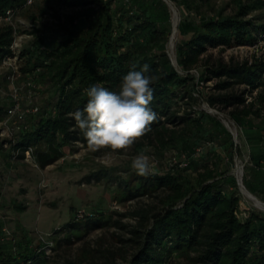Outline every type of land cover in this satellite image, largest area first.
I'll list each match as a JSON object with an SVG mask.
<instances>
[{"label":"trees","instance_id":"16d2710c","mask_svg":"<svg viewBox=\"0 0 264 264\" xmlns=\"http://www.w3.org/2000/svg\"><path fill=\"white\" fill-rule=\"evenodd\" d=\"M37 1L26 5L25 0H0V66L4 58L16 55V83L22 87L21 93L28 79L35 85L32 102L21 100L22 106L37 107L22 116L7 114L12 88L6 74L11 70L0 68V129L9 128L0 139V149L9 157L6 162L23 159L24 151L31 147L36 166L45 167L64 158L72 145L87 147L69 115L87 103L85 90L92 84L117 90L132 64L147 63L151 68L148 75L155 77L152 108L158 119L135 145L138 149L145 144L159 151L171 149L177 159L163 173L144 177L132 170L118 176L120 182L113 192L116 199L147 196L156 198L157 204L122 213L135 220L120 224L129 228L130 236L123 241L132 252L118 253L121 262L107 257L102 264H264V213L239 216L237 181L233 176L223 177L228 170L224 159H233L231 133L208 112L193 109L198 85L216 80V92L207 95V103L219 110L229 108L231 118L241 128L255 129L260 141V151L252 156L260 171L247 167L245 173L251 170L253 178L260 179L264 201V0H170L185 13L177 24L178 35L187 36L175 49L179 69L167 50L173 27L166 0H56L76 11L62 16L53 9L51 22L29 13ZM38 8L42 14L46 12L45 7ZM7 10L12 12L11 20L4 19ZM23 15L31 21L29 26L18 22ZM78 18L84 19V26L74 25ZM14 33L30 36L16 53L10 48ZM239 46L262 51L251 60L212 57L211 50L225 52ZM200 63L204 70L196 78L190 71ZM45 90L54 99L49 105H43L37 94ZM253 117H261L260 124ZM224 181L231 188H224ZM243 183L257 194L255 183L246 175ZM13 207L18 212L26 209L19 202ZM78 214L84 233L113 223L112 214L73 207L66 229L79 220ZM1 222L0 264H49L46 243L39 241L34 246L25 233L17 241V250L3 245ZM59 235L48 242L50 249L62 241L65 246L71 242L70 234ZM93 257L83 249L78 260L96 264ZM64 264L79 263L68 260Z\"/></svg>","mask_w":264,"mask_h":264},{"label":"rangeland","instance_id":"374dc122","mask_svg":"<svg viewBox=\"0 0 264 264\" xmlns=\"http://www.w3.org/2000/svg\"><path fill=\"white\" fill-rule=\"evenodd\" d=\"M166 2L171 11L172 27L174 23L176 24L174 46L169 49L168 42L167 50L172 64L178 68L175 49L177 45L183 42L182 39L187 36L183 38L178 35L177 24L185 13L170 0H166ZM38 6L45 7L46 12L42 14ZM53 9L62 16L76 11V9L57 4L56 0H38L37 4L30 8L29 13L39 15L43 18L42 20L51 22L50 15ZM27 18L26 15H23V18L18 22L29 26L31 21ZM84 24L83 18H78L74 22L77 27L84 26ZM29 37H23V43ZM247 41H250V37H247ZM261 51L262 48L260 47L256 49L248 46H242L237 50H226L225 52H220L217 49L211 50L213 58L222 57L226 61L230 58H234L236 61L251 60ZM203 70L204 67L200 63L190 72L197 78ZM215 81L213 79L198 85L199 93L195 92L197 103L193 109L208 112L220 120L231 133L234 143L233 159H224L228 170L223 177L233 176L237 181L241 211L239 216L244 217L252 211L264 213V209L259 208L253 200L248 198L243 189L245 188L243 178L246 175L256 185L257 194H254V196L261 200L262 193L260 189L262 184L260 179H254L251 170H248V174L245 173L247 167H252L257 173L260 171L259 168L254 166L252 159L253 154L260 151V141L256 136L255 129L241 128L231 118L229 108L219 110V107H212L207 103L205 100L207 95L216 92ZM235 87L240 91V86ZM37 94L41 97L43 105H49L54 101L46 90L40 93L37 92ZM250 99L251 97L248 96L247 101ZM25 100L23 98V102ZM3 101L8 103L7 98ZM186 107L184 105L182 110ZM262 112H264V107H262ZM260 118L253 117L254 123L260 124ZM7 130L5 128L0 129V139L7 136ZM146 149L148 150L147 154L153 158L151 161L152 172L163 173L167 171L177 159L173 150L159 151L150 144H145L142 149H138L134 144L126 152L116 153L106 150L92 152L87 147L75 144L68 148L64 158L58 159L45 167H39L34 165L33 162L25 161L22 158L7 163L6 161H9L7 151L0 149V220H2V231L4 233V239L1 243L9 245L13 251L17 250V241L25 233L34 246L39 241L46 243L44 250L48 255L49 264H64L68 260L86 264V261L79 262L78 260V256L83 249H87L92 253L96 264H102L107 257L121 262L118 253L127 252L129 254L132 249L123 241V239L130 236L127 231L129 228L127 226L121 227L120 224L128 225L135 222L133 217L122 216V213H133L147 203L156 206L157 200L154 197L138 196L130 200L119 201L113 196V192L120 182L118 176H126L129 171H132V158ZM205 151H207V147H205ZM223 184L224 188H231L230 183L224 181ZM116 196L121 197L119 192ZM14 202L24 204L26 209L22 212L16 211L13 207ZM73 207L100 211L106 215L112 214L113 223L100 227L94 226L84 233L81 230L84 222L78 214L77 218L79 220L66 229V226L72 221ZM115 221H118L119 224H115ZM61 228L63 229L60 230ZM57 229L59 233L54 234L53 232ZM59 234H70L71 242L65 246L62 241L59 247L50 249L47 246L50 244L48 242L55 241L54 238L61 236Z\"/></svg>","mask_w":264,"mask_h":264},{"label":"clouds","instance_id":"9594fccd","mask_svg":"<svg viewBox=\"0 0 264 264\" xmlns=\"http://www.w3.org/2000/svg\"><path fill=\"white\" fill-rule=\"evenodd\" d=\"M138 69V70H137ZM150 65L132 64L117 90L92 84L86 90L87 103L69 115L83 134L88 150L127 151L151 131L158 114L153 110L154 76ZM147 149L132 158L131 168L139 176L152 174V157Z\"/></svg>","mask_w":264,"mask_h":264},{"label":"built area","instance_id":"2783aa9c","mask_svg":"<svg viewBox=\"0 0 264 264\" xmlns=\"http://www.w3.org/2000/svg\"><path fill=\"white\" fill-rule=\"evenodd\" d=\"M33 2H34V0H25L26 5H31ZM11 16H12V12L10 10H7L6 16L4 19L5 20H11ZM25 36H29V35H22V34L17 35L14 33V38H13V41L11 43L10 48L15 53L22 46V44H23L22 38ZM259 44H262V42H259ZM248 47H251V46H248ZM238 48H242V46L236 47L233 50H237ZM0 68L1 69L3 68L5 71L11 70V73L6 74V79L8 80V82L10 83L11 88H12V92L10 95L11 103L7 109V114L10 117H12L15 115L22 116L23 114H25L29 111L35 112L37 110V107H32L31 109H24L22 106L21 100H23V98L26 99L25 101H28L29 103L32 102V100L34 98L33 97V94H34L33 87H35V85L33 84V81L28 79L27 82H25V85H23L26 89L24 90V92L21 93L22 87L16 83L18 76H19L16 55L4 58L2 60ZM0 90H1V88H0ZM23 159H25V161L33 162V164L36 165V162H35V159L33 156V151H32L31 147H28L24 151V158Z\"/></svg>","mask_w":264,"mask_h":264},{"label":"bare ground","instance_id":"6f19581e","mask_svg":"<svg viewBox=\"0 0 264 264\" xmlns=\"http://www.w3.org/2000/svg\"><path fill=\"white\" fill-rule=\"evenodd\" d=\"M175 27H176V24L174 23L173 24V28L174 29L172 31L174 33L172 34V36L170 37V40H169V47H170L169 49L173 48V46H174V38H175V34H176V28ZM237 173H238V171H237ZM243 189H244V192H245V194H246V196L248 198H250L251 200H253L259 208L264 209V202H262L261 200H259L256 196H254L246 188H243Z\"/></svg>","mask_w":264,"mask_h":264}]
</instances>
